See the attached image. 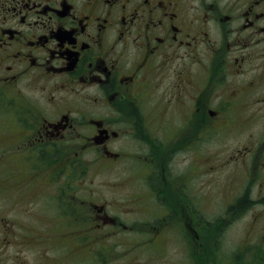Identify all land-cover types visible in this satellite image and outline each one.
<instances>
[{
  "label": "flooded vegetation",
  "instance_id": "af4514ba",
  "mask_svg": "<svg viewBox=\"0 0 264 264\" xmlns=\"http://www.w3.org/2000/svg\"><path fill=\"white\" fill-rule=\"evenodd\" d=\"M12 112L18 130L11 132ZM205 122L216 136L244 134L229 162L247 165L258 155L264 171V0H0L1 165L10 170L19 159L24 176L9 173L0 194L14 206L16 180L19 192L34 188L38 207L87 203L99 212L97 229H125L106 205L77 199L74 180L87 170L80 165L99 158L106 168L143 178V195L117 205L139 222L144 211L137 204L162 208L172 199L171 165L176 156L188 158L190 133L198 158ZM255 180L254 198L248 191L233 195V217L258 206L251 221L264 219V176ZM177 197L188 204L186 194ZM200 203L195 198L197 231L204 230ZM155 235L141 246L156 248ZM259 239L253 255L245 245L249 264H264V227Z\"/></svg>",
  "mask_w": 264,
  "mask_h": 264
},
{
  "label": "rangeland",
  "instance_id": "374dc122",
  "mask_svg": "<svg viewBox=\"0 0 264 264\" xmlns=\"http://www.w3.org/2000/svg\"><path fill=\"white\" fill-rule=\"evenodd\" d=\"M13 116L12 112L6 123V128H10L11 132L18 130ZM174 128L171 124V131ZM203 130L198 158L195 157L196 142L193 133L188 134V158H174L168 184L172 199L167 197L165 203L160 202L162 208H157L158 202L140 209L137 204V210L144 211L139 222L138 217L130 219L117 205L126 196L143 195L140 191L145 189L143 178L137 180L134 171L121 170L118 166L113 167L115 169L106 168L101 165L99 158L98 163L95 158L88 160L91 166L80 165L87 170L76 182L74 180V183L81 186L80 192L76 193L77 199L106 205V214L115 217L116 226H125V229L119 231L110 232L109 224L97 229L99 212L87 203L81 205L77 201L80 209L70 206L56 208L51 202H45L42 207H38L34 188L29 193L19 192L21 182L14 180L12 184L15 183V187L11 189L13 192L10 195L14 197L16 206L9 203L11 199L8 193V197L0 194V264H99L96 260H104L106 264L238 263L231 262L230 257H240V262L249 264L247 252L244 253L245 245L249 243V253L253 255L262 241L259 236L264 227V219H259L257 223L251 221V213L260 208L257 206L248 213L243 212V215L233 217L228 207L235 193L244 191L247 194L248 191L254 198L259 188L252 182L255 179L261 180L264 171H259L258 155L248 157L247 165L237 164L238 161L229 162L233 157V150L244 144V134L235 135L233 138L225 134L216 136L209 122L204 123ZM3 157L0 156V182L9 173L24 178L18 166L21 160L14 161L17 164L9 170L1 165ZM192 158L197 159L198 165L193 163L189 167ZM181 193L187 195V205L177 197ZM195 198L201 200L203 231L194 229L199 223L194 212ZM182 205L187 206V219L180 217ZM73 211L74 214H71ZM164 214L166 216L163 221ZM157 217L162 220L161 224H158L160 221ZM71 219L73 224L70 227L65 226V221ZM185 224L189 226L186 232L173 229L181 226L183 228ZM158 225L160 228L164 227L165 231H156L154 227ZM56 228L62 230H55ZM153 233L157 236L154 242L157 247L149 250L141 246ZM214 244L219 247L218 250L213 248Z\"/></svg>",
  "mask_w": 264,
  "mask_h": 264
}]
</instances>
